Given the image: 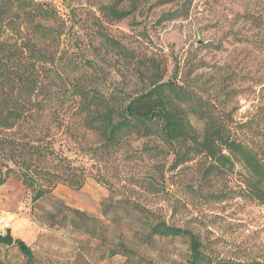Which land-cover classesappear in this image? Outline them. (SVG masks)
<instances>
[{"label":"trees","instance_id":"trees-1","mask_svg":"<svg viewBox=\"0 0 264 264\" xmlns=\"http://www.w3.org/2000/svg\"><path fill=\"white\" fill-rule=\"evenodd\" d=\"M99 10L101 15L76 23L47 0H0V185L8 178L20 181L33 203L58 184L81 188L89 177L112 190L116 182L101 168L135 137L151 139L153 146L142 151L148 158L170 156L171 168L199 158L200 188L239 165L244 172L234 193L264 208V135L259 130L264 107L234 121L229 106L234 88L218 86L211 92L198 83L199 75L188 79L193 68L178 78L175 60L167 75L166 59L137 55L106 29L103 19L119 20L130 10L115 4ZM184 11L163 12L161 20ZM109 52L140 84L125 88L109 82L103 66ZM160 187L145 186L153 192H162ZM226 193L204 195L225 200ZM120 201L146 212L130 199ZM154 235H187L189 264H249L213 261L195 234L164 218L150 224L146 237ZM14 244L30 262V246L20 239ZM106 252L113 256L126 248Z\"/></svg>","mask_w":264,"mask_h":264},{"label":"rangeland","instance_id":"rangeland-1","mask_svg":"<svg viewBox=\"0 0 264 264\" xmlns=\"http://www.w3.org/2000/svg\"><path fill=\"white\" fill-rule=\"evenodd\" d=\"M47 1L76 23L101 15L103 5L128 9L125 18L103 21L135 54L166 59L167 75L177 61L178 78L193 68L188 79L199 75L198 83L211 92L218 86L234 88L229 102L234 121L253 117L264 107V0ZM181 8L184 15L161 20L163 12ZM105 58L109 82L125 88L140 84L117 55L109 52ZM259 130L264 135V118ZM128 143L101 168L116 182L112 190L89 177L81 188L58 184L33 203L20 181L6 179L0 185V218L8 224L3 235L9 231L13 243L0 244V264H189L187 235L146 237L159 218L195 234L215 262L264 264V208L234 193L244 172L239 165L200 188L199 158L171 168L170 156L148 158L142 151L153 146L151 139L131 137ZM147 182L161 186L162 192L146 189ZM219 191H226L227 199L204 195ZM127 199L146 212L120 201ZM16 239L32 249L30 262ZM109 247L126 252L108 256Z\"/></svg>","mask_w":264,"mask_h":264},{"label":"water","instance_id":"water-1","mask_svg":"<svg viewBox=\"0 0 264 264\" xmlns=\"http://www.w3.org/2000/svg\"><path fill=\"white\" fill-rule=\"evenodd\" d=\"M0 242L7 245H11L13 243V237L9 231L5 235H0Z\"/></svg>","mask_w":264,"mask_h":264},{"label":"built area","instance_id":"built-area-1","mask_svg":"<svg viewBox=\"0 0 264 264\" xmlns=\"http://www.w3.org/2000/svg\"><path fill=\"white\" fill-rule=\"evenodd\" d=\"M6 227L8 228V224L6 222H3V220L0 218V235H3V230ZM8 230V229H7Z\"/></svg>","mask_w":264,"mask_h":264}]
</instances>
